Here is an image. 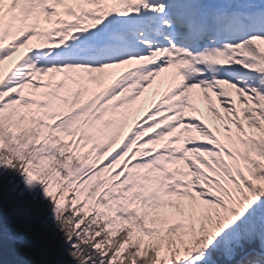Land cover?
<instances>
[{
	"label": "snow or ice",
	"instance_id": "6c2138e0",
	"mask_svg": "<svg viewBox=\"0 0 264 264\" xmlns=\"http://www.w3.org/2000/svg\"><path fill=\"white\" fill-rule=\"evenodd\" d=\"M0 264H264V0H0Z\"/></svg>",
	"mask_w": 264,
	"mask_h": 264
}]
</instances>
